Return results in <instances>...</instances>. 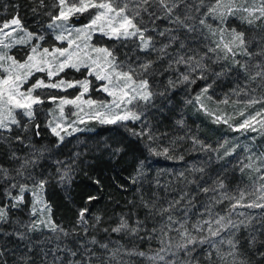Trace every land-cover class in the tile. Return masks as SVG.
<instances>
[{
	"label": "snow or ice",
	"instance_id": "6c2138e0",
	"mask_svg": "<svg viewBox=\"0 0 264 264\" xmlns=\"http://www.w3.org/2000/svg\"><path fill=\"white\" fill-rule=\"evenodd\" d=\"M0 9V264H264V0ZM185 109L249 143L207 142ZM92 124L108 135L82 140ZM150 157L184 166L152 180Z\"/></svg>",
	"mask_w": 264,
	"mask_h": 264
},
{
	"label": "trees",
	"instance_id": "16d2710c",
	"mask_svg": "<svg viewBox=\"0 0 264 264\" xmlns=\"http://www.w3.org/2000/svg\"><path fill=\"white\" fill-rule=\"evenodd\" d=\"M10 0H0V5L9 3ZM8 16V13L4 10L0 9V18H6ZM27 20L31 19L30 14L26 16ZM220 94L218 93V96ZM216 98H214L215 101ZM186 116H187V122L190 127H192L194 130H199V135L202 139H205L209 143H215L219 138L220 135H222L221 130L220 133L216 132L211 125V120H208L204 117L203 114H194L190 109H185ZM195 122V123H193ZM108 133L105 131L104 128H98L95 132L92 134L84 133L80 135V138L82 140H87L89 137L93 138V140L96 139H103ZM219 135V136H218ZM90 143L92 141H89ZM193 155H186L185 160L189 163L193 162ZM131 157H128V163L131 162ZM146 164L148 168L150 169L148 176L150 179L155 180L157 178V174L161 173L165 170H171V171H180L183 169L184 162H177L174 160H169L164 157H150L148 161H146ZM121 167L127 168V171H121V168H117L116 171L120 172V174L124 177H127L128 172L131 171V168L128 167V164H124ZM101 169L103 170V174L105 177L113 176L114 173L111 171L110 168L105 167L103 164L101 165ZM162 181H167L169 179V176L167 174L160 177ZM144 189L145 191H148V182L145 181L144 183ZM113 193V195L120 200L121 204H123L125 199H131L134 195L133 192V186H129V191L127 193H117L114 189H109ZM161 196L164 195L163 192L160 193ZM51 199L53 202V209L55 212V218L57 220H62L65 224L68 223V220L72 216V212L68 210V208L65 206L63 200L61 199L60 194L58 193H52ZM102 204H106L108 207L109 212L112 211L113 205L109 204L107 201H102ZM116 211H120L119 208H116Z\"/></svg>",
	"mask_w": 264,
	"mask_h": 264
},
{
	"label": "rangeland",
	"instance_id": "374dc122",
	"mask_svg": "<svg viewBox=\"0 0 264 264\" xmlns=\"http://www.w3.org/2000/svg\"><path fill=\"white\" fill-rule=\"evenodd\" d=\"M207 103H208V105H209L210 108H212V109H217V104H216V102H215L214 100H213V101H210V102H207ZM218 107H219L220 110H225V109H226V110L229 111V112L232 111V106H231V105H228V106H226V105H219ZM66 111H67V109H66ZM204 117H205L206 119H208V120H211L210 117H206L205 115H204ZM90 126L95 127L96 130H97L98 128H103L102 126L95 125V124H92V125H90ZM211 126H212V128H213L217 133H218V132L220 133L219 130H221L222 135H220V137H223V136H227V137H229V138L238 137L239 140H240V143H241V144H247V143H249V141L246 140L243 136H240V135L237 134V133H232V132L226 131V129H225L223 126H220V125H214V124L211 125ZM92 133H93V132H90V133H88V134H92ZM250 135H253V134H250ZM218 136H219V135H218ZM256 145H257V146L264 145V141H262L261 138L257 137Z\"/></svg>",
	"mask_w": 264,
	"mask_h": 264
}]
</instances>
